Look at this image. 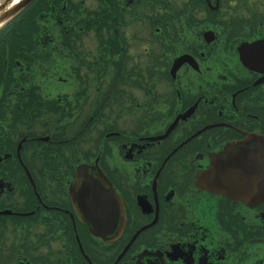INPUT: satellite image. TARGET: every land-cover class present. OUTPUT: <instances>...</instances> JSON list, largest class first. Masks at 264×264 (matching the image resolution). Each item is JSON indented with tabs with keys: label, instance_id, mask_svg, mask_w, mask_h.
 <instances>
[{
	"label": "flooded vegetation",
	"instance_id": "af4514ba",
	"mask_svg": "<svg viewBox=\"0 0 264 264\" xmlns=\"http://www.w3.org/2000/svg\"><path fill=\"white\" fill-rule=\"evenodd\" d=\"M104 176L118 221L81 198ZM0 264H264V0H33L3 24Z\"/></svg>",
	"mask_w": 264,
	"mask_h": 264
},
{
	"label": "water",
	"instance_id": "95a60500",
	"mask_svg": "<svg viewBox=\"0 0 264 264\" xmlns=\"http://www.w3.org/2000/svg\"><path fill=\"white\" fill-rule=\"evenodd\" d=\"M33 0H0V27L24 10ZM222 166L216 164L212 170L211 175L215 177H220L223 173L221 172ZM82 175H79L81 178ZM106 180V187H102L100 190H97L93 187V182L89 179H82V187L80 192L82 193V200L85 201H94V200H106L108 202L109 210L113 214L116 221L120 218V210L118 208L117 200L119 199L118 195L114 191L113 187L109 185ZM220 180L216 183H211V187L215 190L224 191L226 190L220 184ZM98 192L101 196L95 195ZM236 191L232 189V193L234 194Z\"/></svg>",
	"mask_w": 264,
	"mask_h": 264
}]
</instances>
